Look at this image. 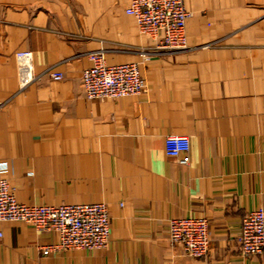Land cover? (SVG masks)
Segmentation results:
<instances>
[{
	"label": "crops",
	"instance_id": "1",
	"mask_svg": "<svg viewBox=\"0 0 264 264\" xmlns=\"http://www.w3.org/2000/svg\"><path fill=\"white\" fill-rule=\"evenodd\" d=\"M129 0H0V176L26 204L102 201L110 236L94 250L45 251L57 240L0 221V264H264L237 240L264 207V0H185L188 47L158 50L126 13ZM139 61L146 88L89 98L82 69ZM36 79L18 84L16 52ZM48 69L62 72L54 79ZM186 135L189 149L165 151ZM207 217L205 257L171 243V217Z\"/></svg>",
	"mask_w": 264,
	"mask_h": 264
},
{
	"label": "built area",
	"instance_id": "2",
	"mask_svg": "<svg viewBox=\"0 0 264 264\" xmlns=\"http://www.w3.org/2000/svg\"><path fill=\"white\" fill-rule=\"evenodd\" d=\"M125 11L135 18L141 33L156 41L155 49L179 50L188 47L186 21L191 13L185 6V0H129ZM139 55V61L108 63L103 48L89 51L90 64L81 73L86 96L121 97L143 92L146 80L140 64L149 59L150 51L142 48ZM16 57L18 84L22 88L38 75L33 71L31 50H19ZM47 73L54 79L63 76L55 69H48ZM164 143L169 155L179 156L189 149L186 135L169 134ZM0 221H23L38 231H55L57 240L45 245V251L99 249L107 245L110 236L109 212L104 202L26 204L16 198L13 186L4 176H0ZM167 237L171 243L182 244L186 254L205 257L210 242L209 221L207 217L192 214L171 217ZM237 240L246 256L264 252V207L244 212Z\"/></svg>",
	"mask_w": 264,
	"mask_h": 264
},
{
	"label": "rangeland",
	"instance_id": "3",
	"mask_svg": "<svg viewBox=\"0 0 264 264\" xmlns=\"http://www.w3.org/2000/svg\"><path fill=\"white\" fill-rule=\"evenodd\" d=\"M190 13H191V11H190ZM191 14H192V13H191ZM191 14H190V15H191Z\"/></svg>",
	"mask_w": 264,
	"mask_h": 264
}]
</instances>
